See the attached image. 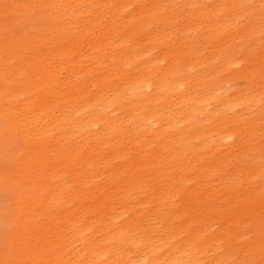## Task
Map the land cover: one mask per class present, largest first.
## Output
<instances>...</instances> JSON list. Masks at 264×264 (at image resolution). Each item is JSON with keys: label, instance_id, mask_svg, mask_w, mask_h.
<instances>
[{"label": "bare ground", "instance_id": "bare-ground-1", "mask_svg": "<svg viewBox=\"0 0 264 264\" xmlns=\"http://www.w3.org/2000/svg\"><path fill=\"white\" fill-rule=\"evenodd\" d=\"M241 1L250 4L241 7ZM4 2L17 5L18 12L23 10V2L19 0H0V5ZM117 2L121 4L122 0ZM190 4L200 16L199 23L192 28L177 23V27L195 35L205 28L226 35L227 38L220 42L223 50L226 43L230 46L223 68L226 74L230 73V68L244 64L248 49L239 45L238 39L246 38L247 34L231 29L238 26L242 13L248 17H260L249 28L264 34V0H258L256 4L253 0H129L124 7L134 5L137 11L123 20L125 27L119 24L122 21L119 12L108 11L110 5L103 0L28 1L26 16L41 8L37 19L47 27L40 32L45 31L49 38H54L55 31L60 30L55 49L52 46L46 54L40 51L36 58L51 55L55 59L58 50L66 56L47 63L45 68L34 60L30 64L34 73L29 82L25 79L30 74L29 69L18 79L14 77L15 67L10 59L13 55L0 59V160L15 161L17 155L12 154L8 146H11V131L18 132L28 137V142L21 145L27 165L37 172L46 171L50 176L53 187L47 191L45 202L50 199L51 205L64 211V215L59 222L48 217L43 225L51 228L52 235L63 239V256L59 249L56 251L52 247L53 236L45 233L42 234L45 239L37 238L39 243L43 242L42 262L264 264V119L251 118L240 107L246 104L253 114L263 110L261 85L257 82L254 90L233 94L228 86L229 76L218 78L212 75L207 92H203L205 85L201 75L193 69L199 65L203 69L206 64L210 69L214 68L217 57L207 61L205 58L192 59L189 65L178 45L176 52L169 55L161 51L156 39L145 36L144 28L155 22L158 30L156 19H160L169 25V35H164L166 38L163 39L173 42L176 34L171 28L172 13L186 9ZM177 16L186 17L179 13ZM82 17H89L91 22H85ZM59 19H63L65 25L59 27ZM74 20L76 25H73ZM106 20L107 25L104 24ZM4 23L0 14V54L9 52L6 43L3 45ZM73 26L79 28L81 42L74 48L64 47L67 36L63 34ZM93 27H97V31ZM35 30L39 28L35 27ZM194 38L196 36L191 37ZM12 46H16L14 41ZM213 46L207 44L196 50L201 52ZM25 47L23 44L22 49ZM20 54L15 58L22 64ZM237 54L240 56H235ZM168 60L170 63L166 67L169 68H165L163 63ZM5 82L9 83L7 87L11 90L4 89ZM238 111L240 120L233 122L232 119L236 118L233 114ZM13 112L19 114L18 119L13 118ZM162 134L169 137V146L160 140ZM231 139L236 141L234 151L248 158L251 167L237 162L238 174L224 181V185L215 187L211 182L214 191L224 190L227 205L206 204L194 219L180 224L175 234L168 232L174 228V223L159 214L158 208L153 207L152 198H144V183H148L145 163L139 166L137 162L120 161L125 152L148 153L155 164L156 161L163 164L162 176L172 184L168 187L172 193L176 190L177 196L183 188L182 170H174L176 174L168 170L157 154L158 148H168L183 171L188 169L191 172L197 168V152L200 156L213 155L215 151L222 153ZM247 141L251 143L245 149ZM178 146L179 152L176 151ZM217 164H209L208 173L211 166ZM138 168L134 176L136 183L122 181L121 174L125 169L133 172ZM68 170L73 172L72 179L64 177V171ZM0 180H5L1 174ZM22 181L18 176L9 185H20ZM118 182H122L125 188L121 197H117L119 201L108 196L100 206L76 204L77 197L93 201L109 184ZM140 182L143 184H138ZM163 189L161 186L156 189L160 198L166 191ZM26 193L27 190L24 195ZM19 203L18 229L11 236L17 243L26 238L21 237L26 225L34 222L38 227L45 212L41 198L36 203L30 204L29 199ZM97 210L101 216H97ZM147 210L150 211L148 215L144 213ZM210 218L215 221L204 225ZM200 220L203 222L198 224ZM256 224L258 237L250 239L247 237L248 228ZM215 225L217 228L213 227ZM11 256L14 259L15 253Z\"/></svg>", "mask_w": 264, "mask_h": 264}, {"label": "rangeland", "instance_id": "rangeland-1", "mask_svg": "<svg viewBox=\"0 0 264 264\" xmlns=\"http://www.w3.org/2000/svg\"><path fill=\"white\" fill-rule=\"evenodd\" d=\"M19 1H21V3L23 2V10L21 12H18L16 9L17 5H12L11 2H4L2 3V5H0V14L5 20V30L4 34H2L3 45H5L6 43V46L9 49V52L6 53V51H4V54H0V59H5L10 55H13V57H11L10 59L13 66L15 67L14 77L18 79L20 74L25 75V70L29 69L30 74H28V78H25L29 82V79H31V76L34 73L31 71L30 64H32L34 60H37L40 63V67L45 68L47 63L53 62L56 59H62L66 55L64 52L58 50L54 54L55 59H53L51 55H42L39 59L36 58V55H38L40 51L46 54L52 46H54L55 49L60 30L55 31L54 38H49L48 33L45 31L40 32V30L47 27L46 23H41L37 19V16L41 12V8L32 13L31 16L29 14L28 16H26L25 12L28 11L26 9V6L29 0ZM103 1L109 3L110 7L108 11H110L111 13L119 12L118 14L121 15L120 20H122L119 24L123 27L126 26L123 20L129 17L130 13L137 11V7L134 5L124 7V5L129 0H122L121 4H119L117 0ZM149 1L150 0H147V2ZM257 1L258 0H253L255 4ZM241 2H243L239 3V6L241 7L250 4L249 1ZM178 13L180 14V16L181 14L186 15V17L184 19H181L177 16ZM172 14L174 16V21L171 28H173L176 34L173 42H168V40L163 39L164 35H169V25L165 21H161L160 19H156L157 25L159 26L158 30L156 29L155 22L148 24L144 28L145 36L150 37L153 40L156 39V43L160 45L161 51L166 52L169 55L176 52V45H178L179 52L183 53V57L188 58L189 65L192 63V59L201 60L205 58L207 61L217 57L215 59L214 68L210 69V66L206 64L203 69H201V65L193 69L196 74L201 75L203 84L205 85L202 89L203 92H207L206 88L208 87V82L213 75L218 78L229 76L231 81L228 83V86L231 89L230 92L233 94H240L248 90H254L256 85H258L256 84L258 82L261 85V92H263L264 95V34H262V32H256L253 29L249 28V26L253 22L260 20V17L254 15L248 17L240 13L241 15L238 18V26L232 27L231 30L232 32L236 33L245 31L243 32V35L247 34L246 38L238 40L239 45H242V47L248 49V59L241 66L237 65L230 68V73L226 74L227 72L223 68L225 67V60L230 53V46L226 43V48L225 50H223L220 42L226 39L227 36L221 33L218 35L216 34L217 31L211 29L209 30L208 28H205L204 31L197 35H195L191 31H188V33H186L184 28H178L176 25L177 23H185L187 26H190L189 28H192L199 23L200 16L196 15L195 7L191 4L188 5L186 9L175 10ZM28 17H31L30 20ZM81 19L85 20V22L87 23L91 22V19L89 17H82ZM107 20L104 23L105 25H107ZM76 23L77 22L74 20L73 25H76ZM34 25H36L35 27L39 28L38 31L35 30V27L32 28ZM61 25H65L63 19H59L58 21V26L60 27ZM93 28L97 31V27ZM62 31L65 32L66 29H63ZM184 31L185 34H183ZM78 34L79 28L75 26H73V28H71L69 32L67 30L63 34L67 36L63 41L64 47L74 48L76 45H78L81 42ZM195 36L196 38H194V40L191 39V37ZM202 39H204L203 42H198L202 41ZM13 41L16 43V46L14 47L12 46ZM23 44L26 45L25 50H23L24 48L22 49ZM207 44H214V46L212 47V49L206 48L201 52H197L198 49H202V47L206 46ZM160 48L156 50L159 51ZM115 50L117 49L115 48ZM18 54H20V56L22 57V64L18 63L17 59L15 58ZM193 56L195 57L193 58ZM235 56H240V54H237ZM3 63L5 64L6 61H4ZM169 63L170 60H168L166 63H163V65H165V68H169V66L166 67V65ZM25 65L27 67L24 68L23 66ZM6 66L7 65H4V67ZM191 67L192 65L189 66V68ZM2 70L3 69H1V71ZM255 70L257 71L255 72ZM80 83L85 88L84 84L82 82ZM8 84V82L3 83V87L4 89L7 88L11 90L10 87H7ZM27 87L30 88V86ZM240 107L241 111H244L245 114H250L251 118L264 119V108L259 114H253L250 113L246 104H241ZM13 113V118L18 119L19 114L17 112ZM239 115L240 111L235 112L233 116L236 118H233L232 121L235 122L236 120H240ZM160 136L162 137V139L160 140L162 142H166L169 146V137H167L165 134H162ZM233 139H231L232 141L228 145H226V147H223L222 153L215 151L213 155L200 156L197 155L200 154V152H197L195 154L197 168L195 170H192L191 172L188 171V169L186 172L183 171V167H180L181 164L178 163L176 158L173 157L168 148H158L157 154L168 170H170L171 172L176 169L182 170L183 180L181 186L183 188L181 190L182 192L177 196L176 190L172 193V191L170 190L171 187H168L172 184H168L162 176L164 169V167L162 166L163 164H159L158 161H156L157 164H155L150 160L148 153H140L135 155L125 152L126 154H123V158L120 161L126 163L137 162L139 163V166L141 163H145V172L147 173L146 180L148 181V183H144V186L146 187V195L144 196V198H152L154 205L153 207L158 208L159 214H164L167 220H170L174 223V228L172 230H168V232L170 234H175L177 227L180 224L186 222L187 220L194 219L202 211L206 204L215 203L216 205L221 207H225L227 205L228 202H226V194H224V190L222 189L220 191H214V189H211V182L215 184V187H221L222 185H224V181H227L230 177L238 174L240 168L236 165L237 162H239V165L251 167L250 163L247 161L248 158L242 156L239 151H234L236 147V141ZM25 142H28V137L21 136L20 133L11 131V146L8 147L11 149L12 154L17 156L15 158V161H13L12 163L8 162L9 159L6 161L0 160V174L5 179L0 180V264H47L41 261L40 256V251L43 248V242L39 243L40 239L37 240L38 237H43V239H45L44 235H42L45 233V235L53 236L52 245L54 244V246L52 247L56 251H58L59 249L61 255L63 256V239H61L59 236L52 235L50 233L51 228L49 226H44L43 222L48 217L52 218L53 222L61 221L60 219L63 218L64 211L58 210L53 207L51 205L50 199L48 200V202H45L46 193L49 190L52 181L46 171L44 172L42 170H39L37 172L35 168L27 165L25 161L26 154L23 153L22 147V143ZM250 143L251 141L245 142L244 148H248V145ZM255 143L256 141H254V144ZM154 148H157V145H154ZM27 149L26 153L29 151V149ZM176 151H180L179 146L177 147ZM221 154H223L222 158L218 159ZM35 158L38 160V155ZM215 162H218L219 164H217V166H211L209 170L210 173H208V165L214 164ZM104 169L105 168H103V170ZM135 171H139V168L134 169L133 172L125 169L121 174V177H123L122 181L124 182L126 180H132L133 183H136L137 178H134ZM105 172H107V170ZM174 174H176L175 171ZM18 176H21L23 179L21 184L10 186L9 183L17 180ZM64 177H66L67 179H72L73 172L71 170L64 171ZM121 183L122 182L109 184L106 190L104 192H101L93 201L79 196L76 198V204H79L82 207L90 205L92 203H94L96 206H100V204L103 203L105 198L108 196L117 199V197H121V195L125 192L124 185ZM138 184H143V182H140ZM158 186L166 189L162 198H160L157 194L158 191L156 192ZM165 189H163V191ZM26 190L27 193L26 195H24ZM221 192L222 194L220 196H211L212 194ZM116 193H118V195H115ZM40 198L44 201L43 205L45 206V212L38 221L40 225L37 227L34 222L29 225L27 224L23 233H21V237L26 238L23 242L21 241V243H17L15 238H12L11 236L18 229L16 216L21 211V206L19 203L20 200L29 199V202L31 204L32 202H38ZM117 200L119 201V199ZM112 202L115 203V200H113ZM69 208L72 209L73 206ZM149 212L150 211L147 210L144 213L148 215ZM97 216H101V212L99 210H97ZM224 219L223 222H226V220ZM213 221H215V219L210 218L209 220H206L204 222V225L208 226L209 223ZM200 222L203 221L200 220L197 223L199 224ZM213 227L217 228V225ZM248 230L249 232L247 234V237H249L250 239H254L256 235L258 237L259 228L257 224L253 227L248 228ZM261 234H263V231H261ZM13 253H15L14 259L11 256Z\"/></svg>", "mask_w": 264, "mask_h": 264}]
</instances>
